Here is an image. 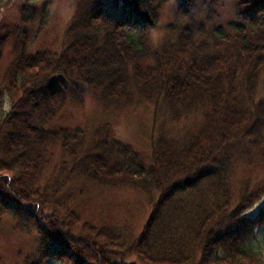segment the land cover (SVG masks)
Here are the masks:
<instances>
[{"label": "trees", "instance_id": "obj_1", "mask_svg": "<svg viewBox=\"0 0 264 264\" xmlns=\"http://www.w3.org/2000/svg\"><path fill=\"white\" fill-rule=\"evenodd\" d=\"M117 4L114 16L100 11L101 0L82 3L59 54L28 53L26 35L16 28L0 36V48L10 35L17 42L0 97L21 92L0 119V219L6 211L20 214L19 207L31 205L28 218L36 221L41 259L69 254L72 264L88 259L120 264L110 257L136 255L142 264H264L253 242L254 229L264 219V202L256 217L243 216L246 201L252 203L258 195L247 187L234 202L225 180L226 148L264 137V99H255L256 75L264 63V16L261 21L257 15L264 14V0H239L238 11L248 20L209 30L188 23L156 50L135 23L154 24L159 2ZM147 56L152 65L142 67ZM67 83L96 90L104 108L145 98L153 105L154 118L162 105L173 120L199 110L202 118L180 139L157 131L146 160L113 138L108 125L89 132L81 127L47 129L65 104ZM54 145H60L66 159L41 188ZM78 178L129 185L147 194L150 213L138 235L82 222L64 206L58 196ZM78 223L84 237L80 241L69 232Z\"/></svg>", "mask_w": 264, "mask_h": 264}, {"label": "rangeland", "instance_id": "obj_2", "mask_svg": "<svg viewBox=\"0 0 264 264\" xmlns=\"http://www.w3.org/2000/svg\"><path fill=\"white\" fill-rule=\"evenodd\" d=\"M101 1L100 11H108L115 16L118 12L116 9L118 0ZM192 3L193 0H177V12L190 15ZM153 4L157 6L155 23L148 22L145 25L143 22L135 23L136 28L147 37L149 26L162 24L166 18L173 20V23L169 25L170 35L166 39L168 41H173L180 28L188 23L194 26L201 25L209 30L216 26L226 27L231 21L248 20L247 17L244 19L241 11H238L237 5L236 15L242 17L243 20L230 18L233 13L227 5L221 7L217 3L209 10V19L200 23H186L187 17L180 14L173 17L168 12L165 0H153ZM21 8L23 9L21 16L13 17L11 23L0 27V36H3L7 31L13 32L16 28L19 33L22 32L26 35V51L28 53L39 50L61 53L66 44L65 33L73 21L70 25L65 26L63 21L50 18L42 9L34 7L29 9L26 5H22ZM257 15L262 21L264 14ZM214 19L226 20V22H214ZM16 44L15 38L10 35L0 48V90L5 86V75L9 64L14 59L13 50ZM148 46L152 50L160 48L152 46L149 40ZM140 64L142 67L150 66L152 58L147 56L141 60ZM127 72L129 76H132L130 65L127 66ZM256 78L255 99H264V63ZM74 84L67 83L65 104L45 127L47 129L81 127L89 132L102 125H108L113 138L131 145L146 160L150 159L151 141L157 131L164 132L171 138L180 139L186 131L195 129L202 118V112L199 110L178 120H173L163 105L158 111L157 117L154 118L153 105L145 98H138V101L133 104L104 108L96 90L86 87V85ZM20 93V90L17 89L13 95L2 94L0 97V119ZM226 153L229 160L225 180L229 183L230 191L235 198L234 202L238 201L237 194L247 187L258 195V198L260 197L259 199L253 198L252 203L251 200H249L250 203L246 201L249 207L242 212L243 216L254 218L264 202V137L259 142H255L253 139L234 142L226 148ZM64 159L66 156L60 145H54L49 149L48 162L39 187L42 188L54 178L58 165ZM58 200L78 214L82 222L129 229L134 236L141 231L150 213L149 197L141 190L129 185H100L82 178L68 183L60 192ZM22 206L24 207H19L20 214L11 211L12 215L11 212L6 211L7 214H4L0 219V264H33L38 260H42L41 264H72L74 258H71L69 254L62 258H40L38 247L41 237L36 221L32 218L30 220L27 212V209L31 210L32 207L27 203ZM46 212H50V210L46 209ZM69 232L74 238L73 240H84L79 223ZM254 235L253 242L264 262V219L262 225L254 229ZM88 247L86 242L83 243L85 252L89 251ZM91 254L97 256L93 248ZM110 260L120 264H142L136 255L122 257L112 255ZM86 264H97V262L88 259Z\"/></svg>", "mask_w": 264, "mask_h": 264}, {"label": "clouds", "instance_id": "obj_3", "mask_svg": "<svg viewBox=\"0 0 264 264\" xmlns=\"http://www.w3.org/2000/svg\"><path fill=\"white\" fill-rule=\"evenodd\" d=\"M90 3V0H0V27L12 22L13 17H19L23 14L22 5L27 8L42 9L50 18L63 21L65 26L70 25L75 15L80 9L82 3ZM168 12L174 17L176 14L187 17V22L200 23L209 19V10L214 4L221 7L227 5L233 13L230 18L243 20L242 17L236 15V5L239 0H193L190 8V15L177 12V0H165ZM214 22L224 23L226 20H215ZM173 20L165 19L162 24L152 25L148 27L147 38L154 47H161L170 35L169 25Z\"/></svg>", "mask_w": 264, "mask_h": 264}]
</instances>
